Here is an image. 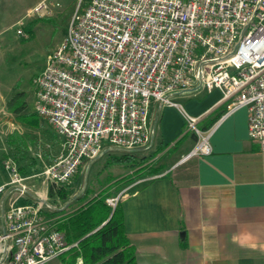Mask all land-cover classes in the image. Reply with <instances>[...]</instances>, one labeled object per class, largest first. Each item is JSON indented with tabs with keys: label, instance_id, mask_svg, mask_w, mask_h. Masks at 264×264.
<instances>
[{
	"label": "built area",
	"instance_id": "2783aa9c",
	"mask_svg": "<svg viewBox=\"0 0 264 264\" xmlns=\"http://www.w3.org/2000/svg\"><path fill=\"white\" fill-rule=\"evenodd\" d=\"M16 33L27 36L22 27ZM33 84L34 113L62 139L36 173L50 183L68 184L83 162L108 151L146 147L152 101L183 111L196 137L185 158L211 154L215 126L200 129V117L173 100L196 87L221 92L222 118L246 108L249 137L264 152V0H88ZM4 170L0 264H48L73 244L56 229L59 216L43 213L54 207L25 185L35 174L23 176L11 157ZM124 191L106 199L112 209ZM21 197L31 201L17 203Z\"/></svg>",
	"mask_w": 264,
	"mask_h": 264
},
{
	"label": "crops",
	"instance_id": "0c3cea01",
	"mask_svg": "<svg viewBox=\"0 0 264 264\" xmlns=\"http://www.w3.org/2000/svg\"><path fill=\"white\" fill-rule=\"evenodd\" d=\"M41 1L0 0V13L17 12L13 7L20 4L33 10ZM221 98L219 90L202 87L174 94L184 112L200 117V129L215 126L211 154L189 158L196 137L183 111L151 102L150 140L134 151L163 148L148 162L161 170L120 189L124 230L137 264H264V152L249 137L247 109L222 118ZM57 137L53 158L61 150ZM6 180L0 172V185Z\"/></svg>",
	"mask_w": 264,
	"mask_h": 264
},
{
	"label": "rangeland",
	"instance_id": "374dc122",
	"mask_svg": "<svg viewBox=\"0 0 264 264\" xmlns=\"http://www.w3.org/2000/svg\"><path fill=\"white\" fill-rule=\"evenodd\" d=\"M55 1L59 3L58 6L46 0L51 3L50 10L39 13L29 10L30 7L24 4L13 7L18 9L17 12L0 13V172L4 175L7 157H11L21 174L27 176L40 171L58 151V137L44 119L36 116V125H27L22 119L23 115L34 114V78L42 73L47 56L66 36L73 14L82 11L88 4V0ZM19 22L20 26L17 25ZM19 27L27 33L26 37L16 33ZM15 109H20L19 115L13 111ZM10 136L15 138L9 145L7 140ZM19 136L24 140V146L16 148L20 143L17 139ZM145 152L141 151L140 154ZM107 162L108 156L105 155L90 166L89 162L82 165L81 172L66 184L70 190L68 202L73 201V196L82 195L89 185L95 193L109 189L110 197L116 198L122 187L147 175L146 171L138 172L139 168L131 169ZM88 167L87 184L82 190ZM121 178L130 179L121 183ZM49 184L44 176L38 174L25 181V185L34 189L40 198L44 197L47 203L49 201L55 207L62 208L67 202L57 196L47 200ZM71 206L72 211L80 205L73 203ZM48 264L60 263L57 258Z\"/></svg>",
	"mask_w": 264,
	"mask_h": 264
},
{
	"label": "trees",
	"instance_id": "16d2710c",
	"mask_svg": "<svg viewBox=\"0 0 264 264\" xmlns=\"http://www.w3.org/2000/svg\"><path fill=\"white\" fill-rule=\"evenodd\" d=\"M13 111L17 115L20 113V109ZM36 116L35 113L23 115L22 119L27 125H36ZM14 138L12 136L8 138L9 145L14 141ZM17 139L20 140V143L16 145V148H20L24 140L20 136ZM162 150L163 148L158 147L145 152L143 155L134 150L130 152L109 151L106 153V156H108L107 163L131 169L139 168L138 172L146 171L147 174H154L158 173L161 167H149L148 162ZM84 163L87 162L80 165L75 177L81 172ZM129 179L121 178L120 182ZM108 190L103 189L95 193L89 185L82 195L73 196V201L68 202L70 196L68 185L54 183L48 185L47 200L57 196L60 200L67 202L66 205L60 208L55 207L48 201L49 205L54 206V209L45 206L43 210L46 216H59L56 229L64 234L67 244H73L68 251L58 257L60 264H137L135 249L124 230L121 199L118 200L116 207L112 209L106 202V199L110 198ZM73 203L80 206L71 211Z\"/></svg>",
	"mask_w": 264,
	"mask_h": 264
},
{
	"label": "water",
	"instance_id": "95a60500",
	"mask_svg": "<svg viewBox=\"0 0 264 264\" xmlns=\"http://www.w3.org/2000/svg\"><path fill=\"white\" fill-rule=\"evenodd\" d=\"M90 164L91 163H89V166H90ZM88 171H89V167H88V169H87V171H86V174H85V178H84V183H83V188H82V190L84 189V187L86 186V184H87V174H88ZM81 190V191H82ZM81 193V192H80ZM79 195V194H78ZM78 195H76V196H78ZM75 196V197H76ZM103 225V224H102Z\"/></svg>",
	"mask_w": 264,
	"mask_h": 264
}]
</instances>
